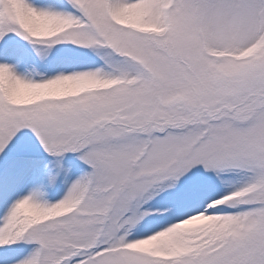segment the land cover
I'll return each instance as SVG.
<instances>
[{
    "label": "snow or ice",
    "instance_id": "snow-or-ice-1",
    "mask_svg": "<svg viewBox=\"0 0 264 264\" xmlns=\"http://www.w3.org/2000/svg\"><path fill=\"white\" fill-rule=\"evenodd\" d=\"M0 264H264V0H0Z\"/></svg>",
    "mask_w": 264,
    "mask_h": 264
}]
</instances>
